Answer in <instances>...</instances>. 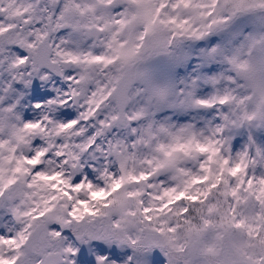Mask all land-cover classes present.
Listing matches in <instances>:
<instances>
[{"label": "snow or ice", "instance_id": "snow-or-ice-1", "mask_svg": "<svg viewBox=\"0 0 264 264\" xmlns=\"http://www.w3.org/2000/svg\"><path fill=\"white\" fill-rule=\"evenodd\" d=\"M0 264H264V0H0Z\"/></svg>", "mask_w": 264, "mask_h": 264}]
</instances>
